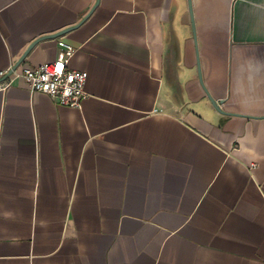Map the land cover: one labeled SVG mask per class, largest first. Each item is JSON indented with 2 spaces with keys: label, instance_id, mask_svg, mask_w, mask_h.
I'll use <instances>...</instances> for the list:
<instances>
[{
  "label": "crops",
  "instance_id": "crops-1",
  "mask_svg": "<svg viewBox=\"0 0 264 264\" xmlns=\"http://www.w3.org/2000/svg\"><path fill=\"white\" fill-rule=\"evenodd\" d=\"M192 11L0 0V71L82 22L16 68L88 72L81 107L0 88V264H264V0Z\"/></svg>",
  "mask_w": 264,
  "mask_h": 264
},
{
  "label": "built area",
  "instance_id": "built-area-1",
  "mask_svg": "<svg viewBox=\"0 0 264 264\" xmlns=\"http://www.w3.org/2000/svg\"><path fill=\"white\" fill-rule=\"evenodd\" d=\"M77 49L78 47L65 40H58L59 53L55 60L36 67L24 66L21 69L11 65L0 71L1 77L9 78V83L1 82L0 88L14 83L17 78H24L33 92L47 93L63 105L81 107L87 97L88 72L69 67V61Z\"/></svg>",
  "mask_w": 264,
  "mask_h": 264
},
{
  "label": "water",
  "instance_id": "water-1",
  "mask_svg": "<svg viewBox=\"0 0 264 264\" xmlns=\"http://www.w3.org/2000/svg\"><path fill=\"white\" fill-rule=\"evenodd\" d=\"M98 4H96L92 10L83 18L82 22L95 10L96 6ZM189 9H190V12H191V16H192V26H193V30H194V34H195V25H194V19H193V11H192V0H189ZM82 22H80L79 24L75 25V26H71V27H68V28H65L64 30H61L59 32H56L54 34H47V35H43V36H40L39 38H37L34 42H32V44L28 47V49L25 51V53L21 56L20 60L18 61V63L16 64V67L19 66V64H21L23 62V60L26 58L27 54L29 52H31V50L39 43L41 42L42 40L44 39H48V38H53V37H58L62 34H65L67 32H69L70 30L74 29L75 27L79 26ZM15 67V68H16ZM198 70H199V79L201 81V83L204 85V82H203V76H202V69H201V66H200V63H198ZM206 92H207V95H208V98L210 99L211 103L213 104V106L220 112H223L221 110V104L223 103L222 101H218L216 100L212 95L211 93L207 90L206 88Z\"/></svg>",
  "mask_w": 264,
  "mask_h": 264
}]
</instances>
